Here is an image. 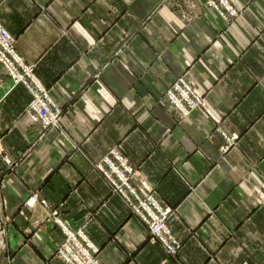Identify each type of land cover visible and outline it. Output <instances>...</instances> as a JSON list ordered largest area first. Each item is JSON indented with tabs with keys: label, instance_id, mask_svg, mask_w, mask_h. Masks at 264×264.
<instances>
[{
	"label": "crops",
	"instance_id": "0c3cea01",
	"mask_svg": "<svg viewBox=\"0 0 264 264\" xmlns=\"http://www.w3.org/2000/svg\"><path fill=\"white\" fill-rule=\"evenodd\" d=\"M208 1L188 18L181 0H0L16 49L64 107L63 131L39 138L32 94L0 64V264H65L62 230L26 206L34 194L64 203L102 264H264V0H235L228 19ZM181 75L222 121L203 108L178 120L162 97ZM218 129L238 135L227 153ZM117 146L138 192L173 208L178 254L148 240L95 168Z\"/></svg>",
	"mask_w": 264,
	"mask_h": 264
},
{
	"label": "rangeland",
	"instance_id": "374dc122",
	"mask_svg": "<svg viewBox=\"0 0 264 264\" xmlns=\"http://www.w3.org/2000/svg\"><path fill=\"white\" fill-rule=\"evenodd\" d=\"M214 3L217 6H215ZM230 4L233 6V8L235 10V13H231L230 8L228 7V5L225 2H223V0H209L208 1V6L214 7L226 19H228L231 16L237 15V13L239 12V8L237 7V5L235 3V0H230ZM181 5L183 6V8L182 9L180 8V9L182 10L183 13H185L187 15L188 18H193L196 15H198V7H197V2H195V0H181ZM0 24L3 27L0 30V64L5 69L6 75L8 76V78H10L14 82V85H22L26 89H28L30 91V93L32 94V100L30 101V103L25 108V114L29 115V117L31 118V115H30V114H32L31 113V105L33 104V102L35 100V95H34L33 92H35V90H36L35 88H31V87H32L33 84H35V81L38 80L37 76L35 74V66L36 65L34 63H30L29 61H27L19 53V51L16 49V37L14 35H12L2 25L1 22H0ZM6 47H10V49H8ZM18 57L22 60V62H21L22 64L20 63V60H18ZM185 82L191 87V89H192V91L194 92L195 95L202 97L193 88V86L187 80L185 75L178 76L173 81V83H171L167 87V89H166V91H165V93H164V95L162 97L163 101H165L166 103L170 104L175 109L176 116L178 117V120L185 119L186 117L191 115V113L195 110V107L192 106V100H190V98H188L187 95H184L182 93V98H179V100H177V101L172 99L171 97H169V93L171 91L172 92H177L178 85L180 87L182 86L184 88L186 86ZM41 84L42 83L39 81L38 85L41 86ZM46 89L50 93L49 94L50 98H51L50 101L53 104L52 110H53L54 113L59 114L60 117L58 119V123L57 124H51V125H47L45 120H42L41 118H38L37 120H35V119L33 120L31 118L34 123H39V125H40V130H39L40 136H39V138H42L44 135H46L51 130H58V131L61 132L64 129V107H62V105L58 104L55 101V99L51 95L50 89L47 88V87H46ZM204 101L206 102L205 98H204ZM200 108H203L204 111H206V113H208V115L214 121H218V122L222 121V117H220L216 113H214L209 108L207 102L205 103L204 107L200 106ZM217 133H221L222 136L226 139V143L221 146L220 150L222 151V153H227V151L233 145H235L236 140H238V135H227L222 129H218ZM224 148H225L226 152H223ZM117 149L127 158L129 164H131L129 157L122 150V147L121 146H117ZM103 158H104V156L99 161H101ZM104 165L109 167V163L105 162ZM131 165L133 167V172H132V174L130 173L131 176L129 177V183L131 185H133L134 187H136V185L133 184V180L137 176V168L133 164H131ZM95 168L101 173V175H103V177L106 180V182L109 183V179H108L109 172H105L104 169H103V166H101V165L97 166ZM109 168H111V167H109ZM112 172H113V170H110V175H111ZM113 179L115 180L114 183L117 184L118 186L126 187V181L127 180L126 181L122 180L116 172H114ZM142 184H143V188L145 189V194H141L139 192L138 193V198L141 199V202L143 204L141 210H143L142 214L144 215V217L141 218L140 215H138L137 213L136 214L133 213V212L132 213H133V215L138 217L143 222V224L146 226L147 231H148V240L150 241L151 240V234H149L150 227H148V226L152 225L153 222H149V216L148 215L150 214L151 217L154 220H157V218L154 216V214L150 213L149 207H151V205L154 202L153 198H157V196H156V193H155V189L152 186H148L145 183H142ZM109 185H110V183H109ZM137 188H139V187L137 186L136 189ZM111 190H113L112 187H111ZM38 201L47 210V213H48L47 214V220L51 221L54 225L59 227L62 230V232H63V234L65 236L63 242L59 245L58 249L55 252V257L58 260H60L61 262L65 263V264H84L86 262H90L91 264H98V263L102 264L100 262V260H99V254H100V251H101L100 247L98 245H96L95 243H93L92 246L82 243V235H83V233H84V237H87L89 240H91L89 238L88 234L85 232L84 227H79V228L73 229L66 222V220L63 219L64 216H63V213H62V209L64 207V203L60 202L58 204H54V203H51L50 201H48L47 199L36 197L35 194H34L26 201V206L33 207V206H35L38 203ZM161 206L164 209H166V210L169 209L170 213H169V211H167V212L170 214V216L172 215V213H173V208L172 207L167 206V205H163L162 203H161ZM170 216L167 218V220L169 219L168 220V224H169V221H170ZM65 226L67 227L68 231L70 230L74 234L70 235L67 232ZM169 226H170V224H169ZM2 230H3V227H2V225L0 223V250H3L4 246H5L4 242H3L4 240L2 238ZM80 231H83V232H80ZM173 235L176 238L177 243H179L181 245V248H182V242L176 237L174 232H173ZM72 241L74 243H77L78 246H82L83 249H86V250L88 249L90 254L94 255V253L98 252L96 257H95L96 261L95 260L94 261L93 260H89L85 255H80L79 252H81V249H79L78 247H75V249H74L73 246L70 245V243H72ZM156 243H161V242H156ZM164 248H165V246H164ZM167 253H168V251H167ZM168 254L171 255L170 253H168ZM172 256H174V255L172 254ZM71 260H74V261H71Z\"/></svg>",
	"mask_w": 264,
	"mask_h": 264
},
{
	"label": "built area",
	"instance_id": "2783aa9c",
	"mask_svg": "<svg viewBox=\"0 0 264 264\" xmlns=\"http://www.w3.org/2000/svg\"><path fill=\"white\" fill-rule=\"evenodd\" d=\"M223 2H225L228 5V7L231 10V13H235L233 6L230 4V0H223ZM215 6L217 5L215 4ZM2 28L3 27L0 24V30ZM6 48L10 49V47H6ZM19 57H18V60H21ZM21 62L22 60L20 61V63ZM37 81H35V84H33L31 87V88L36 89L35 92H33L35 95V100L33 104L31 105V113H32L30 114L31 118L33 120L34 119L37 120L38 118H41L42 120H45L47 125L57 124L60 115L54 113L52 110L53 104L50 101L51 100L50 95H49L50 93L48 92L46 87L43 86L42 84L41 86H39L38 85L39 81L38 82ZM185 84L186 86L184 88L178 85L177 92L171 91L169 93V97L177 101L179 100V98H182V93H183L184 95H187L188 98H190V100H192V106L195 107V109L200 108V106L204 107L206 103L204 101V98L195 95L191 87L186 82ZM223 152H226L225 148L223 149ZM105 162L109 163V167L111 168L105 166L104 165ZM100 165L103 166V169L105 172H109L108 179H109L110 186L113 189L112 191L123 199V201L126 203V205L131 209L133 213L135 214L137 213L138 215H140L141 218H143L144 217V215L142 214L143 210H141L143 204L141 202V199L138 198L139 192L136 189V187H134L133 185L129 183V177L131 176L133 172V167L131 164H129L127 158L117 149V147H113L108 151V153L104 156V158L101 161H98L94 164L95 167L100 166ZM110 170H113L111 175H110ZM114 172H116L122 180H125V181L127 180L126 187L118 186L117 184L114 183L115 181L113 179ZM153 201H154L153 204L151 205V207H149V211L150 213L154 214L157 220H154L150 214L148 215L149 222H153L152 225L148 226L150 227L149 234H151L150 241L151 243L161 242L165 246L168 253H170L171 255L172 254L176 255L180 251L181 245L177 243L176 238L173 235V231L168 224L169 219L167 220V218L170 216L169 214L170 211L169 209L167 210L164 209L161 206V203L159 202L157 198H153ZM167 211H169V213ZM65 228L70 235L74 234L70 230L68 231L66 226ZM80 232H83V231H80ZM82 243L91 245V246L93 244L91 240H89L87 237H84V233L82 235ZM70 245H72L74 249L75 247H78L79 249H81V252H79L80 255H85L89 260L96 261L95 257L98 252L94 253V255L90 254L88 249L87 250L83 249L82 246H78V244L74 243L73 241L72 243H70ZM71 261H74V260H71ZM84 264H91V263L86 262Z\"/></svg>",
	"mask_w": 264,
	"mask_h": 264
},
{
	"label": "clouds",
	"instance_id": "9594fccd",
	"mask_svg": "<svg viewBox=\"0 0 264 264\" xmlns=\"http://www.w3.org/2000/svg\"><path fill=\"white\" fill-rule=\"evenodd\" d=\"M129 107H131V105H129Z\"/></svg>",
	"mask_w": 264,
	"mask_h": 264
},
{
	"label": "bare ground",
	"instance_id": "6f19581e",
	"mask_svg": "<svg viewBox=\"0 0 264 264\" xmlns=\"http://www.w3.org/2000/svg\"><path fill=\"white\" fill-rule=\"evenodd\" d=\"M21 61V60H20Z\"/></svg>",
	"mask_w": 264,
	"mask_h": 264
}]
</instances>
